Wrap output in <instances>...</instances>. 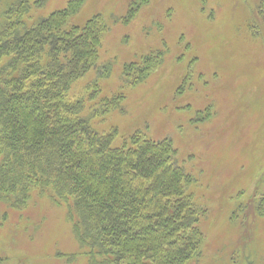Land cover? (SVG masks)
Returning a JSON list of instances; mask_svg holds the SVG:
<instances>
[{
	"label": "rangeland",
	"instance_id": "374dc122",
	"mask_svg": "<svg viewBox=\"0 0 264 264\" xmlns=\"http://www.w3.org/2000/svg\"><path fill=\"white\" fill-rule=\"evenodd\" d=\"M258 1L76 0L65 20L68 28L101 19L96 64L69 90L70 98L83 102L84 116L112 97L116 106L94 115L92 127L113 134L114 146L140 131L153 140L169 138L177 163L191 175L188 192L204 240L189 264H264V26ZM7 2L1 0L0 10ZM26 2L27 25L73 4ZM131 61L143 72L125 79ZM4 211L2 264H88L82 255L66 257L79 247L65 207L33 191L27 208L0 203V220Z\"/></svg>",
	"mask_w": 264,
	"mask_h": 264
},
{
	"label": "trees",
	"instance_id": "16d2710c",
	"mask_svg": "<svg viewBox=\"0 0 264 264\" xmlns=\"http://www.w3.org/2000/svg\"><path fill=\"white\" fill-rule=\"evenodd\" d=\"M26 1L0 10V203L23 210L36 191L65 207L79 247L69 259L189 264L204 235L188 192L191 175L177 163L171 140L140 131L114 146L113 134L90 123L116 106L112 97L85 116L83 102L70 98L73 82L96 64L101 19L67 28L72 0L66 11L27 25ZM257 11L264 26V0ZM142 72L133 61L123 70L125 79ZM7 217L4 211L0 224Z\"/></svg>",
	"mask_w": 264,
	"mask_h": 264
}]
</instances>
